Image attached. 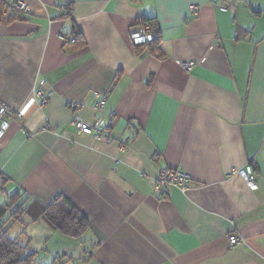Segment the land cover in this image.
Masks as SVG:
<instances>
[{"label": "crops", "instance_id": "crops-1", "mask_svg": "<svg viewBox=\"0 0 264 264\" xmlns=\"http://www.w3.org/2000/svg\"><path fill=\"white\" fill-rule=\"evenodd\" d=\"M9 1L29 15L0 20V205L27 199L12 237L40 264H264V0H73L79 51L61 0ZM142 18L163 58L136 49ZM75 113L111 139L78 134ZM165 169L192 182L160 201ZM58 195L89 222L80 240L45 219Z\"/></svg>", "mask_w": 264, "mask_h": 264}, {"label": "trees", "instance_id": "trees-1", "mask_svg": "<svg viewBox=\"0 0 264 264\" xmlns=\"http://www.w3.org/2000/svg\"><path fill=\"white\" fill-rule=\"evenodd\" d=\"M73 0H61L55 5L59 14L56 20H68L72 30L66 35V44L71 50L79 51L85 47L83 35L77 31L72 17ZM29 15L9 0H0V20L5 25H11L17 21H26ZM149 27L153 39L147 43L135 45L136 49L148 52L158 58H163L161 48L162 36L155 19L142 18L136 22L135 28ZM106 98V97H105ZM24 194L15 193L8 196L0 205V264H40L35 252L28 246L20 243L18 237H12L10 231L17 224H24L26 213L23 199ZM44 216L49 225L59 234L80 240L90 229L88 220L79 212L75 205L65 196L58 195L44 210ZM58 260V259H56ZM56 260L51 264H56Z\"/></svg>", "mask_w": 264, "mask_h": 264}, {"label": "built area", "instance_id": "built-area-1", "mask_svg": "<svg viewBox=\"0 0 264 264\" xmlns=\"http://www.w3.org/2000/svg\"><path fill=\"white\" fill-rule=\"evenodd\" d=\"M197 6L192 7V11L196 12ZM64 35H62L63 37ZM133 41L135 45L143 44L153 39V34L149 27H140L132 33ZM186 69L192 67V63L184 65ZM40 96H43L39 93ZM97 96V94H96ZM47 100L43 99L42 104H46ZM107 99L102 98L97 104V111L99 113H105ZM8 110L6 107H0V141L3 139L6 128L8 126L6 121V114ZM71 125L77 130L78 134L92 136L97 140L109 141L111 139L108 132L109 126H105L101 120L95 122V124L86 123L77 113L72 117ZM234 173H239L249 184L252 189H257L255 184V174L252 169L247 170H235ZM192 179L190 175L183 170H163L153 182V195L157 200L165 199L172 188H178L180 191L185 192L189 188ZM240 243L236 235L229 237V244L231 247H235Z\"/></svg>", "mask_w": 264, "mask_h": 264}, {"label": "rangeland", "instance_id": "rangeland-1", "mask_svg": "<svg viewBox=\"0 0 264 264\" xmlns=\"http://www.w3.org/2000/svg\"><path fill=\"white\" fill-rule=\"evenodd\" d=\"M136 30V29H135ZM137 30H138V28H137ZM134 32V31H133ZM62 36V35H61ZM132 37V36H131ZM132 41H133V37H132ZM134 42V41H133ZM83 135V134H82ZM235 171V170H234ZM234 171H233V173H234ZM238 171H240V170H238ZM234 174H236V173H234ZM239 174V173H238ZM240 175V174H239ZM10 235L11 236H14V232H10Z\"/></svg>", "mask_w": 264, "mask_h": 264}]
</instances>
